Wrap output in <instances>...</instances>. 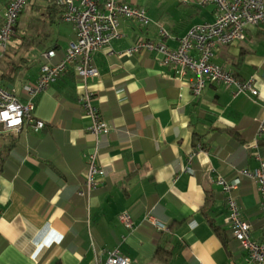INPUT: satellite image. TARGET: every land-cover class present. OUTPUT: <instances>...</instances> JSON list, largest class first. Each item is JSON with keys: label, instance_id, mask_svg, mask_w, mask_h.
I'll return each instance as SVG.
<instances>
[{"label": "crops", "instance_id": "1", "mask_svg": "<svg viewBox=\"0 0 264 264\" xmlns=\"http://www.w3.org/2000/svg\"><path fill=\"white\" fill-rule=\"evenodd\" d=\"M127 1L143 7L149 23L121 19L118 36L91 56L97 75L81 79L70 65L40 92L33 115L45 122L42 130L0 132V264H103L115 249L134 264H251L231 234L216 177L230 180L264 161V136L252 145L264 116V23L248 26L242 40L215 45L211 58L242 81L252 78L258 94H234L232 85L208 79L196 96L192 71L175 73L157 50H125L143 39L175 48L192 25L216 19L215 4ZM5 5L0 0V22ZM159 27L170 35L161 38ZM74 39L72 25L51 62ZM30 51L38 62L6 85L22 100L23 85L34 83L45 60V50ZM86 92L109 131L97 140L103 174L96 189L80 194L96 141L82 107ZM231 194L251 238L264 243L257 183L239 175ZM124 212L131 228L119 219ZM160 250L170 253L167 260Z\"/></svg>", "mask_w": 264, "mask_h": 264}, {"label": "built area", "instance_id": "2", "mask_svg": "<svg viewBox=\"0 0 264 264\" xmlns=\"http://www.w3.org/2000/svg\"><path fill=\"white\" fill-rule=\"evenodd\" d=\"M32 0H5V9L0 22V49L6 48L22 10ZM60 5L63 9L61 20L73 25L75 39L65 50L64 56L57 62H51L55 56L54 49L43 52L44 62L40 65L39 74L33 84H24L22 90L26 99L22 100L13 90L0 85V132L18 133L24 127L33 132H39L45 127V122L34 117V98L47 89L67 68L72 65L81 79L97 75L96 68L91 64L92 54L110 45L118 36L117 26L121 19L135 18L143 24H148L143 7L132 5L127 0H48ZM202 3H213L218 14L213 22L197 23L178 39L175 48L168 47L162 40L153 42L143 39L125 50L126 54H133L141 49L157 50L164 55V63L169 65L175 73L183 74L190 70L195 75L192 84L194 95L198 96L205 81L214 79L234 87L233 93L249 92L255 96L258 91L253 87V79L240 80L234 74L212 62V50L215 45H229L245 37L248 26L264 23V0H203ZM161 38L169 36L167 29L158 28ZM195 50L196 55L191 51ZM91 93L81 96L82 107L89 116L91 124L89 130L96 136V141L87 156V173L85 179L86 191L90 193L97 187V177L103 174V169L97 164L98 137L109 131L107 122L101 117L96 106L91 103ZM264 136V116L260 119L256 135L252 143L257 147V140ZM239 175L249 177L257 183L260 191V208L264 217V161L255 169H239L235 176L228 180L222 176L216 177V183L227 194L228 220L231 233L242 249L247 252L251 264H264V243L256 241L250 236V224L239 212L232 190L239 184ZM120 221L127 228L132 227V221L127 212L119 215ZM155 224V222H153ZM103 264H134L117 249L108 252Z\"/></svg>", "mask_w": 264, "mask_h": 264}, {"label": "trees", "instance_id": "3", "mask_svg": "<svg viewBox=\"0 0 264 264\" xmlns=\"http://www.w3.org/2000/svg\"><path fill=\"white\" fill-rule=\"evenodd\" d=\"M33 7H35V6L32 5V8ZM44 9H45V14H48L51 22L55 21L56 18H58V20L61 21V13H62L63 9L60 5H57L53 1H49V3L45 6ZM38 10H40V8ZM27 13H28V10L26 9V6H25V8L22 10L20 15L23 16V14H27ZM21 16L19 17V19L16 23V26L14 28V32L10 38V40L12 38H16L18 40V42L16 43L18 46L14 47V48L12 46V51L10 52L9 48H11V45L9 44L8 49L5 50L6 52H7V50L9 51L8 55H6L5 58H2L3 62L0 63V85L3 87H6V85L13 83L15 77H17L19 72L21 71V68L29 67L30 62L34 58L32 57L33 55L27 56L28 51L31 53L30 50H32V51L33 50L43 51V50H48L50 48L57 49L59 47L58 42H55L53 44H45L38 37L37 33H32L30 35H27L25 33V30H23V32L21 33V26H20V22H22ZM22 43L26 45L25 49L23 50V54L18 55L17 58L15 59L14 55L17 53L16 48H19V46H21ZM9 53H11L12 56L11 55L9 56ZM3 133L10 134L11 132H3ZM228 223L230 225L229 220H228ZM230 231H231V226H230ZM239 245H240V243H239ZM158 253H160L163 256L162 260H164V261L167 260L170 256V253L168 251H165V250H160V252H158Z\"/></svg>", "mask_w": 264, "mask_h": 264}, {"label": "rangeland", "instance_id": "4", "mask_svg": "<svg viewBox=\"0 0 264 264\" xmlns=\"http://www.w3.org/2000/svg\"><path fill=\"white\" fill-rule=\"evenodd\" d=\"M48 3V0H32L27 3L26 9L29 12L21 16V33L23 32V30H25V33L27 35L37 33L38 37L45 44H53L55 42H58L59 46L61 45V47H63L65 46L67 38L71 35L72 24L59 21L58 18H56L55 21L51 22L48 14H45L44 9ZM32 5H34L35 7L32 8ZM37 8H40V10H38ZM17 42L18 40L16 38H12L11 40H9V44L12 45L13 48L14 46H16ZM25 46L26 45L22 43V45L19 46L18 50L23 52ZM37 62V58H34L29 64L30 68H32V66H34Z\"/></svg>", "mask_w": 264, "mask_h": 264}, {"label": "water", "instance_id": "5", "mask_svg": "<svg viewBox=\"0 0 264 264\" xmlns=\"http://www.w3.org/2000/svg\"><path fill=\"white\" fill-rule=\"evenodd\" d=\"M12 85H9V87H11Z\"/></svg>", "mask_w": 264, "mask_h": 264}]
</instances>
